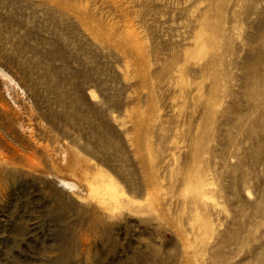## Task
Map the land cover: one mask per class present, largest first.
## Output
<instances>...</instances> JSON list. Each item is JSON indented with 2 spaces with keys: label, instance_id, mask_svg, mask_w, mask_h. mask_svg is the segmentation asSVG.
<instances>
[{
  "label": "rangeland",
  "instance_id": "374dc122",
  "mask_svg": "<svg viewBox=\"0 0 264 264\" xmlns=\"http://www.w3.org/2000/svg\"><path fill=\"white\" fill-rule=\"evenodd\" d=\"M0 264H264V0H0Z\"/></svg>",
  "mask_w": 264,
  "mask_h": 264
},
{
  "label": "bare ground",
  "instance_id": "6f19581e",
  "mask_svg": "<svg viewBox=\"0 0 264 264\" xmlns=\"http://www.w3.org/2000/svg\"><path fill=\"white\" fill-rule=\"evenodd\" d=\"M95 178H102L103 180V182H102V188L104 189V191L102 192V193H105L106 195L108 194L110 197H113L114 198V196L116 195V193L118 192L117 191V189H116V187L117 186H115V182H113V180L110 178H106V177H108L109 175H107L106 177H105V174L102 172V170H100L99 168H98V170H96L95 172H94V175H93ZM110 177V176H109ZM105 178H106V180H105ZM88 182H89V186H90V188L91 189H93L94 187V183H93V181L92 180H88ZM95 187H97V186H95ZM101 195V194H100ZM117 196V195H116ZM116 196H115V198H116ZM102 197H104V196H102ZM109 197V198H110Z\"/></svg>",
  "mask_w": 264,
  "mask_h": 264
}]
</instances>
